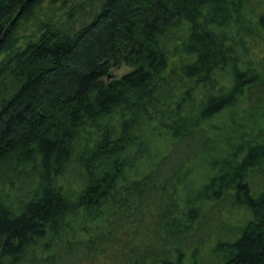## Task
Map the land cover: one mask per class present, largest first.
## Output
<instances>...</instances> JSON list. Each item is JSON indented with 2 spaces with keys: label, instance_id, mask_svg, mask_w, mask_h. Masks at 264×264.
Segmentation results:
<instances>
[{
  "label": "trees",
  "instance_id": "obj_1",
  "mask_svg": "<svg viewBox=\"0 0 264 264\" xmlns=\"http://www.w3.org/2000/svg\"><path fill=\"white\" fill-rule=\"evenodd\" d=\"M241 103L264 0H0V264H264V129L214 122Z\"/></svg>",
  "mask_w": 264,
  "mask_h": 264
},
{
  "label": "rangeland",
  "instance_id": "obj_2",
  "mask_svg": "<svg viewBox=\"0 0 264 264\" xmlns=\"http://www.w3.org/2000/svg\"><path fill=\"white\" fill-rule=\"evenodd\" d=\"M129 71H131V68L124 65L119 69H113L111 72V76L113 79L116 78L118 79L121 78L126 73H128ZM261 116H264V114ZM214 122L224 130L223 132L224 138L230 141V143H228L230 146L238 141L239 137L242 135L243 132L245 135L246 132H249L251 128L264 129V118L255 116L245 107L244 103H241L234 110L224 112L223 114L215 118ZM164 149L165 146L156 145V153H154V156L142 165V169H139L136 173L131 172L130 176L142 177L143 175H145L149 171L150 166L156 161L155 159L157 158V154L163 152ZM209 176H210L209 162L206 161L204 163H200L192 177L191 185L194 186L195 188H199L203 183L207 181V178ZM240 214L242 213L239 214L235 213L230 217V219H232L231 221H229V225L231 228L243 227L246 223V218L249 219L248 216H241ZM226 233H228V231H226ZM211 246L212 243L209 245V247H205L200 252H197L194 255V257H196L199 263L215 264L214 259L209 257V255L213 256L212 251L210 250ZM192 256H193V250L188 253V257L186 259L187 264H192L194 258Z\"/></svg>",
  "mask_w": 264,
  "mask_h": 264
}]
</instances>
